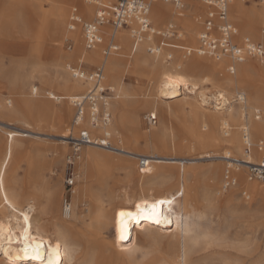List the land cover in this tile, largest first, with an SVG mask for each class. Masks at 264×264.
<instances>
[{"label": "rangeland", "instance_id": "rangeland-1", "mask_svg": "<svg viewBox=\"0 0 264 264\" xmlns=\"http://www.w3.org/2000/svg\"><path fill=\"white\" fill-rule=\"evenodd\" d=\"M194 1L199 3L200 8L190 16L189 27L170 19L164 22L157 21L153 9L150 10L154 27L164 32L170 24H174L182 32L181 38H166L162 33L156 34L152 36L149 44L139 45L136 51L133 50L134 39L126 44L114 38L119 50L105 56L103 50L109 42V33L114 31L111 26L103 27L107 31L104 33V42L93 50L85 47L80 24L76 26V30L69 27L73 7H78L85 20H93L96 16L95 4L85 0H0V60L5 65V69L0 70V117L13 127L34 132L32 136L21 137L20 142L23 141L21 143L26 145V148L15 153L16 160L11 165V174L15 172L19 178L18 192L37 200L34 219L38 224L49 225L42 233L54 239L64 238L73 254L77 252L86 254L88 251L87 257L91 259L96 256L101 246L112 245L113 225L108 223L104 215L115 203L131 201L143 189L151 192L155 190L169 192L178 188L174 172L168 176L155 177L149 170L154 163L141 170L139 162L141 158L146 157L145 154H165L185 159L202 157L197 164H185L186 176L196 184L200 203L190 218L194 228L192 234L199 235L201 240L200 245L188 252L187 264H264V194L253 193L247 187L248 185L264 187V180L250 179L249 168L242 167L244 182L238 180L239 184L225 188L224 179L227 172L236 176L233 167L227 166V159L220 157L227 149L226 132L221 125L216 126L208 116L217 112L213 108L216 103L210 100V104L199 108L200 112L191 109L192 103L202 102L201 90L211 95L212 91L222 89L230 100L229 104L223 103L219 106L221 108L219 113L224 119L229 116L230 105L233 110H241L246 127L259 115L264 128V103H254L253 108L248 109L242 103L243 97L251 98L253 87L247 79L237 82L234 86L225 83L228 78H235L239 71V67H236L234 74L229 72L228 66L231 64L229 58L201 55L197 52L190 56L184 55L180 45L192 47L199 45V34L202 30L200 17L204 16L208 9L200 0ZM232 2L233 0L229 7V15L238 29L236 40L243 43L249 38L251 41L264 44V21L254 18L253 13L255 10L264 11V0H243L245 9L238 18L232 14ZM87 6L93 7L94 11L92 13L84 11ZM184 8H189V4ZM58 12L61 13L62 22H59L58 40L53 43L51 29ZM242 25L248 28L255 27L256 30L248 37ZM75 31L80 35L78 42L71 35ZM162 41L177 43L178 46L175 48L163 46L159 53L149 51ZM75 51L78 52L77 55ZM94 51L99 55L96 61L87 62L81 59L83 53ZM141 53L143 56L139 58ZM170 53L171 58L168 57ZM15 60V65L26 64L22 78L19 79H13ZM215 60L221 61V66L215 65ZM180 62L183 63L184 69L174 68ZM248 63L264 68V64L257 58H247L242 62ZM100 66L105 68V84L114 90L110 103L112 114L110 127L116 129L113 144L141 155L135 158L110 152L103 147L101 151L114 158L106 162V157L96 152V148L85 146L81 150L80 158L75 161V184L67 187V155L71 148L55 135H61L64 131L70 134L74 114L72 99L84 93L86 89L65 90L62 83L65 78L76 79L72 72L74 67L91 72ZM169 70L183 73L192 82L198 83L201 89L197 90L196 94L183 89L181 95L172 100L162 98L157 84L162 73ZM251 75L252 80H256L257 74ZM33 85L38 87L36 94L32 92ZM89 85L90 83L88 88ZM260 85L264 86L263 83ZM48 91L65 96V100L50 98ZM241 93H244V96L239 98L238 95L241 96ZM8 100L11 102L7 103ZM47 104L54 106L66 104L71 107L67 128L63 126V119L52 113ZM248 104L251 105V102ZM156 105L159 107L162 105L160 107L162 109H170V113L173 114L170 124L174 126V143L147 142L142 137L135 139L132 133L120 124L121 114H132L139 123L138 133L144 136L152 134L155 128L167 121L163 114L156 111ZM5 109L12 114L4 116L2 111ZM151 112H157L158 121L155 125H150L147 120ZM209 135H214L216 141H209ZM6 138L7 133L0 129V161L4 156ZM109 138L112 140L111 136ZM262 138L264 140V135ZM251 142L252 147H256L254 139ZM261 152L260 158L263 156V151ZM243 155V151L234 153L236 158H242ZM121 159H126L127 163H121ZM214 166L216 167L214 173L208 174ZM156 169L159 168L152 167L153 171ZM142 180L143 186L140 184ZM66 198L69 203L72 202L70 217L65 216L63 212ZM23 201L24 205L28 202L27 199ZM56 227L64 230L62 235L58 233ZM153 236L154 239L148 242L141 236L139 245L137 244V257L131 258L129 254L120 255L117 264H149L147 260L160 256L167 248V239L157 231ZM200 236L204 237L203 241ZM189 242L193 243L192 240ZM3 263L7 264L0 261V264Z\"/></svg>", "mask_w": 264, "mask_h": 264}, {"label": "bare ground", "instance_id": "bare-ground-1", "mask_svg": "<svg viewBox=\"0 0 264 264\" xmlns=\"http://www.w3.org/2000/svg\"><path fill=\"white\" fill-rule=\"evenodd\" d=\"M85 1L90 2V0ZM232 3V14L238 18L245 9L243 6V0H233ZM171 4L172 3L169 4L168 2L165 3V1L161 2L160 0H155L151 3L150 10L153 9V14L157 21L164 22L165 20L170 19L184 25L187 24L186 26L189 27V23L191 22L190 16L200 8L199 3L194 0L186 1L185 5L189 4V8H184L185 5L182 8H179L174 4V6ZM84 11L92 13L94 8L87 6L85 7ZM253 13L254 18L264 21V11L255 10ZM60 19L61 13L58 12L51 29L53 43L58 40L57 38L60 31L59 22H62ZM134 27L135 23L128 26H122L121 28L112 31L114 38H116V40L121 43L128 44L133 39L132 29ZM242 27L244 32L248 34V37H250V34H253L256 30L255 27L248 28L244 27L243 25ZM152 28H154L155 33H145L142 42L135 44L134 40L133 50L135 49L136 51L139 45L145 46L146 44H149V42L152 40V36L162 32L161 30L154 27V25ZM102 29L104 33L107 32L104 28ZM74 30H76V28ZM71 35L76 42L80 40V35L77 33V31L73 32ZM96 47L90 50H93ZM77 54L78 52L75 51V55ZM98 56V53L94 51L91 53H83L81 59H83V61L86 60L87 62H93L96 61ZM142 56L143 54L141 53L138 57L141 58ZM15 62L16 60L13 63L14 65ZM214 63L215 65L221 66V61L215 60ZM235 65L236 67H239L236 77L228 78L225 80V83L229 86H234L237 82L247 79L253 87L251 91V98L247 99L246 96L243 97L242 103L247 109L253 108L254 103H264V86L260 85V83L264 84V68H259L253 63H236ZM25 68L26 64L15 65L13 79L22 78ZM174 68L184 69L183 63H177ZM1 69H5V65L0 60V70ZM252 73L257 74L256 80H252ZM62 84L65 90H87L89 81H86L83 78H76L74 80L65 78ZM157 88L159 90L160 96L168 100L178 98L181 95L183 89H187L194 94H196L197 90L201 89L198 83L192 82L183 73L170 70L162 73L161 79L157 84ZM34 90H38V87L35 85L32 86L33 93ZM200 94L202 96V102H200V104L192 103L191 109L199 111L201 106L210 104V100L215 101L216 104L213 105V108L217 112L211 115L208 114V116L216 126L219 127L221 125V127H223L226 132L225 141L227 142V149L223 154L220 155V157L227 159L226 161L228 167H233V173L237 178V184H239V181L243 183L245 180V175L242 171V167L249 168L252 164H258L263 160V156L260 158L262 155V150L259 148V144L261 141H263L262 136L264 135L263 120L259 115H257L255 117L256 119L246 127L245 123L243 122L241 110H233L230 108V105H228L229 116L227 119H224L219 113L221 109L219 106L223 103V105L230 103L228 97L225 96L226 93L224 90L218 89L216 92L212 91L211 95H208L205 91L201 90ZM48 95L50 98L65 100V96L55 94L52 91H48ZM67 95L70 94L67 93ZM242 96H244V93H241V97ZM249 101L251 102V105L248 104ZM160 107L156 105V111H159V113L163 114L167 121L162 122L159 127L155 128V131L150 135L144 136L138 133L139 123L135 115H128L125 113L121 114L120 124L124 128L128 129L135 139L142 137L147 142L162 141L166 143H172L174 138V126H171L170 119L171 115L173 114L170 113V109L167 110L168 108L162 109ZM47 108L52 113L60 116L63 119L64 128H67V118L71 112V107L66 104L61 106L47 104ZM2 114L4 116H8L12 113L5 109V111H2ZM110 126L111 125L99 127L96 130H92V132L95 134H107L112 137L111 141L113 142V134L116 133V129ZM5 128H9L10 130H6ZM0 129H4L7 133V138L4 144V156L0 161V261L7 264H117L119 262L120 255L122 256L129 254L131 258H136L138 252L137 244L141 236H144V239L147 242L152 241L154 239L153 234L155 231H157L166 237L167 248L160 254V256L154 257L151 260H147V263L152 264L158 262L159 264H187L188 252L190 253L201 244L199 235L192 234L194 228H192L190 221L191 216L195 214V211L198 209L200 203L198 200L196 184H194L190 178L189 181L187 178L188 176H186L185 164H197V162H199L202 157L185 159L179 156L165 154H145V158L149 160L148 165L151 163H159L157 165L153 164V166L151 164L149 170L152 171L153 176H168L174 172L178 180V188L175 191L169 192L164 190H155L151 192L143 189L142 192L139 195L133 197L131 201L117 202L110 209L106 210L107 213L104 215V217L108 223H110V225H113L114 229L112 245L109 247L101 246V249L99 252H97L96 256L89 259L87 257L88 251L86 254H80L79 252L73 254V250H70L68 245L69 243H67L64 238L54 239L49 235L43 234L42 230L45 231V229L48 228V224H38L36 222L37 220L35 221L34 219V214L36 211L35 201L37 200H34V198L30 195L26 197L25 193L23 192H18L19 178L15 172L11 174V165L16 160L15 153L26 148V145L21 143L23 141L20 142L21 137L32 136L34 132L29 129L13 127L12 124L5 123L1 117ZM55 136L60 137L64 144L68 143L66 139L68 134L65 131L63 134ZM216 139L217 138L214 135H209V141H216ZM252 139H254L256 147H252ZM90 146L96 148V152H98L101 156H105L107 159L106 162H110L114 159L108 153L101 151L104 149L102 146ZM114 146V149H105L109 150L110 152L112 151L117 154H124L135 158L141 155L129 150L128 148H123L121 145L114 144ZM235 151L238 153L243 151V157L236 158V156H234ZM120 162L127 163V160L121 159ZM165 163H174V165H167ZM178 164L180 166H178ZM155 166L159 169L153 171L152 167ZM177 168L179 169L177 170ZM215 170L216 167L214 166V168H212L208 174L214 173ZM140 184L143 186V180L140 181ZM247 187L253 193L264 194V187L260 185H248ZM24 199H27L28 201L25 205L23 201ZM63 212L65 216H71L72 202L70 203V209H68V207H64ZM56 228L58 233L61 234L63 229L61 227ZM191 240L193 241L192 244L189 242Z\"/></svg>", "mask_w": 264, "mask_h": 264}, {"label": "built area", "instance_id": "built-area-1", "mask_svg": "<svg viewBox=\"0 0 264 264\" xmlns=\"http://www.w3.org/2000/svg\"><path fill=\"white\" fill-rule=\"evenodd\" d=\"M155 0H90L96 5V16L93 20H85L78 7H73L70 15V29L74 30L81 25L84 36V43L87 49H92L104 42L103 26L108 24L113 30L135 23L132 29V37L135 44L143 41L147 32L155 33L150 19V6ZM182 8L187 0H163ZM208 8L204 16L200 17L202 30L199 34V45L197 47L180 45L185 56L194 52L201 55L225 56L231 60L228 66L230 73L236 72V63H242L247 58H257L264 63V44L251 41L246 38L243 43L236 40L238 29L230 19L229 7L231 0H201ZM166 38H181L182 32L174 24L161 32ZM160 34V33H159ZM114 34H110L108 44L104 47L103 53L109 56L119 50ZM177 43L160 42L155 48L149 49L151 53H159L163 46L177 47ZM169 58L172 57L170 53ZM74 77L83 78L89 81V88L82 94L72 99L74 114L72 118V131L67 136L70 152L67 155V177L66 186L72 187L76 181L75 161L80 158L81 150L85 146L98 145L107 149H114L115 146L107 134H95L92 130L99 127L109 126L112 122L110 111L111 98L114 90L105 84L104 66L88 72L82 68H72ZM37 93V90H34ZM240 98L241 96L238 95ZM243 99V98H242ZM240 100V99H239ZM11 101L8 100L7 103ZM148 123L155 125L158 121L157 114L151 112L147 116ZM260 150L263 151V160L258 164L249 167V178L264 180V140L260 143ZM141 170L147 168L149 160L140 159ZM237 184V178L227 172L224 179L225 188ZM65 207L70 209L68 199H65Z\"/></svg>", "mask_w": 264, "mask_h": 264}, {"label": "crops", "instance_id": "crops-1", "mask_svg": "<svg viewBox=\"0 0 264 264\" xmlns=\"http://www.w3.org/2000/svg\"><path fill=\"white\" fill-rule=\"evenodd\" d=\"M110 86V85H109ZM111 87V86H110ZM112 88V87H111ZM113 89V88H112ZM99 134H101V133H99Z\"/></svg>", "mask_w": 264, "mask_h": 264}]
</instances>
